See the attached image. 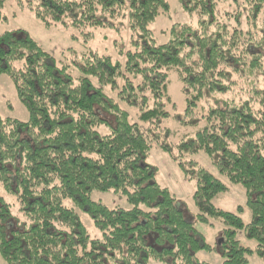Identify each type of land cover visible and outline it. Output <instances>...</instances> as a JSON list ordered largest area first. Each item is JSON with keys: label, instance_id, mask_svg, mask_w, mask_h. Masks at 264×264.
Wrapping results in <instances>:
<instances>
[{"label": "trees", "instance_id": "trees-1", "mask_svg": "<svg viewBox=\"0 0 264 264\" xmlns=\"http://www.w3.org/2000/svg\"><path fill=\"white\" fill-rule=\"evenodd\" d=\"M9 1L0 0V22ZM13 1L47 28L107 27L108 18L127 17L141 36L132 39L122 60L89 51L67 62L23 28L0 35V75L13 81L29 114L27 121L0 114L4 260L207 264L197 253L215 250L223 264H251L252 249L237 237L239 229L257 242L255 252L264 259V0H179L208 18L199 26L174 24L170 40L162 43L149 25L169 11L167 0ZM220 1L230 8L215 15ZM172 71L181 82L185 115L193 117L184 121L194 124L169 143L156 130L171 115L167 107L175 105ZM154 147L194 183L195 220L185 217L173 190L157 181L159 168L149 161ZM200 154L227 181L244 187L250 223L213 205L227 186L201 165ZM2 191L15 197L17 212ZM96 191L125 203L110 206L93 197ZM80 211L90 217L92 232ZM211 219L224 225L214 247L200 228Z\"/></svg>", "mask_w": 264, "mask_h": 264}, {"label": "rangeland", "instance_id": "rangeland-1", "mask_svg": "<svg viewBox=\"0 0 264 264\" xmlns=\"http://www.w3.org/2000/svg\"><path fill=\"white\" fill-rule=\"evenodd\" d=\"M170 5L169 11L163 12L154 22L149 25L154 38L159 42L170 40L169 31L176 23H188L193 26H199L201 19H207L201 15L198 10L193 12L187 11L179 0H167ZM230 8L226 1H220L215 15H219L221 10ZM3 19L0 22V35L5 32L18 28L27 30L46 50L53 54L58 60L76 61L81 54L89 51H95L102 54L111 55L115 60H122L125 51L130 47L132 39L141 36L140 32H134L129 25L127 17H118L108 20L112 23L107 27H85L57 24L50 28L44 26L41 21L27 8L21 10L16 1H9L1 10ZM221 20H225L221 15ZM212 19V18H211ZM77 54L78 56H75ZM170 94L175 105L167 107L171 115L168 118L161 119L158 123L157 133L160 134V141L169 143L177 142L187 131H191L194 123H187L193 117L185 115L186 100L181 91V82L175 71L170 73ZM205 99L202 102H206ZM130 111V110H129ZM0 114L3 117H12L21 121H27L29 118L28 111L18 97L13 81L7 75H0ZM134 119V117H133ZM186 120L187 122H185ZM203 120V119H202ZM104 132V129H102ZM168 133L170 136H168ZM149 161L159 168L157 181L163 186H169L177 195L179 205L185 217L189 220H195L198 208L192 198L195 185L184 178V174L179 165L174 162L168 153L154 147ZM199 162L202 166L221 177L227 186V190L214 198L213 205L216 208L240 214L245 224L252 220V213L246 206V191L240 184H234L227 181L220 175L217 169L211 164L205 154L199 155ZM6 201L12 203L14 213L18 211L19 204L14 196L2 191ZM93 197L110 206L123 205L125 201L111 193L94 192ZM239 206L244 210L239 212ZM81 218L89 230L94 229L90 217L80 211ZM224 225L216 220L211 219L208 224L200 225L201 230L206 236V241L214 247L221 239L220 235ZM220 237V238H219ZM237 237L241 242L252 249V253L247 255L251 264H264V259L255 252L257 242L248 238L244 230L239 229ZM197 258L207 264H223V258L219 252L201 250L197 253ZM0 264H8L0 252Z\"/></svg>", "mask_w": 264, "mask_h": 264}]
</instances>
